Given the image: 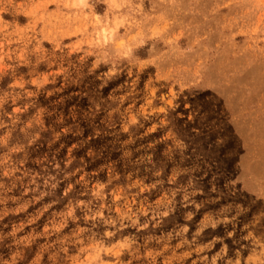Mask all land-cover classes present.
Segmentation results:
<instances>
[{
	"label": "rangeland",
	"instance_id": "rangeland-1",
	"mask_svg": "<svg viewBox=\"0 0 264 264\" xmlns=\"http://www.w3.org/2000/svg\"><path fill=\"white\" fill-rule=\"evenodd\" d=\"M0 264H264V0H0Z\"/></svg>",
	"mask_w": 264,
	"mask_h": 264
}]
</instances>
